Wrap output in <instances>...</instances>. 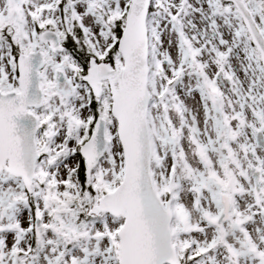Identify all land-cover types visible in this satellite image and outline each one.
<instances>
[{
    "label": "snow or ice",
    "instance_id": "1",
    "mask_svg": "<svg viewBox=\"0 0 264 264\" xmlns=\"http://www.w3.org/2000/svg\"><path fill=\"white\" fill-rule=\"evenodd\" d=\"M0 264H264V0H0Z\"/></svg>",
    "mask_w": 264,
    "mask_h": 264
}]
</instances>
